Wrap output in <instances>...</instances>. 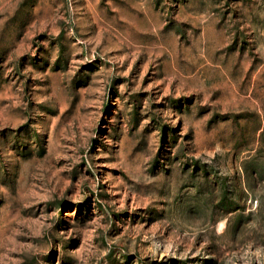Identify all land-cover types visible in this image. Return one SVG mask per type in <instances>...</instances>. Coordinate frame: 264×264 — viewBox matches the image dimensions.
<instances>
[{
  "label": "rangeland",
  "instance_id": "1",
  "mask_svg": "<svg viewBox=\"0 0 264 264\" xmlns=\"http://www.w3.org/2000/svg\"><path fill=\"white\" fill-rule=\"evenodd\" d=\"M0 264H264V0H0Z\"/></svg>",
  "mask_w": 264,
  "mask_h": 264
}]
</instances>
